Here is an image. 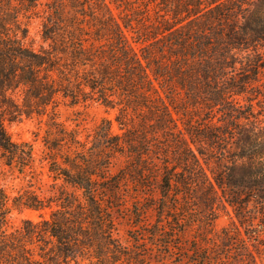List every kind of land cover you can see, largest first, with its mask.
Segmentation results:
<instances>
[{
    "label": "trees",
    "instance_id": "obj_1",
    "mask_svg": "<svg viewBox=\"0 0 264 264\" xmlns=\"http://www.w3.org/2000/svg\"><path fill=\"white\" fill-rule=\"evenodd\" d=\"M39 7L44 16L36 49L26 20ZM239 52L246 58L236 67ZM261 55L264 0H0V165L21 174L33 167L31 146L13 141L5 122L46 115L45 159L62 188L55 198L31 191L10 198L0 188V264H146L143 246L160 257L164 247L173 252L181 245L173 240L197 212L198 194L206 216L219 190L264 198V160L250 159L264 153L254 125L262 114L253 109L261 94L247 98L248 112L235 102L258 88ZM59 98L116 109L122 134H113L103 118L93 138L81 142L76 130L57 122ZM201 104L221 120L198 124ZM230 139L232 150L221 147ZM116 155L129 159L110 174ZM105 175L107 187L100 184ZM151 178L156 194L144 198L140 188ZM123 183L139 189L126 196L132 209H125L140 234L126 230L125 239L113 215L128 201L115 196ZM108 188L113 195L105 197ZM143 200L159 210L151 226ZM47 208V218L8 229L13 210ZM259 237L253 241L261 243ZM196 239L191 264H231L212 255L215 242ZM229 240L225 235L222 244L230 246ZM240 242L241 264H261V250Z\"/></svg>",
    "mask_w": 264,
    "mask_h": 264
},
{
    "label": "rangeland",
    "instance_id": "obj_2",
    "mask_svg": "<svg viewBox=\"0 0 264 264\" xmlns=\"http://www.w3.org/2000/svg\"><path fill=\"white\" fill-rule=\"evenodd\" d=\"M39 7L34 11L32 18L26 20L29 38L28 41L32 43L34 48L38 49L42 44L41 42V21L44 16V12ZM153 9V6H151ZM153 13V11H152ZM246 58V53H237L234 56L236 60V67H239V62L244 61ZM260 66H259V81L256 83L257 89H251L252 92L243 93L239 96H236V103L243 105L241 108L245 112L250 109L248 107L249 101L247 98L251 97L253 92L256 90L261 94L257 99L253 101V109L255 112H261L262 115L258 117L260 122H254V125L257 126V130L260 129V138L264 140V55L260 57ZM229 74H233L231 69L227 70ZM238 106V105H237ZM200 110L196 112V115L199 116L197 119L198 124L205 125L206 120L209 117L213 121L218 122L219 115L214 112H209L204 108V105H200ZM56 112L57 122L63 124L68 129H74L77 131L78 139L81 142H86L93 138L94 129L100 124L103 118H107L111 121V132L116 135L122 134L115 117L117 114L116 109H108L103 105L96 102H86L80 103L77 105H71L68 100L59 98L55 107L53 108ZM215 116V117H214ZM214 117V119H213ZM47 116H33V117H22L20 120L15 122H5V127L11 137L15 142H26L31 146L32 154L35 157V162L31 169H27L25 173H18L15 169H10L0 165V188H3L7 195L10 198H13L18 193L24 191L34 192L41 198H55L59 191L61 182H55L53 175L51 174L48 168V162L45 159V154L47 149L43 142V137L47 131ZM253 121L256 119L253 118ZM231 139L222 143L221 147L231 149ZM232 150V149H231ZM111 156L112 154H108ZM112 164L110 168V174L118 172L125 164L127 156L116 155L112 156ZM255 161H263L264 153L252 155L250 158ZM206 172L209 173L208 169ZM210 174V173H209ZM108 175L103 176L100 179L101 186L107 187L109 185V179H106ZM57 183V185H56ZM146 188H140V194L146 198L149 194H156V180L151 178L150 181L144 183ZM68 190H72L70 186L67 187ZM139 189L135 185L129 183H123L119 187L118 193L115 195L119 198H125L127 195L132 194L135 196V193ZM219 192V198L214 200V209L211 212L210 216H206L205 212L202 210L203 205L201 204L200 199L202 196L198 194V210L195 214L188 216L187 213L184 215L188 216L191 220V223H186L185 232L180 237H177L173 240V243L176 246H180L177 249H174L173 252H170L166 247L163 248V256L158 255L156 250L151 246H143L147 254L146 264H179L181 257H185L186 260H183L184 264H191L192 260L196 259V255L192 254V248L194 245H197L195 240L196 237L204 235L205 238H209L210 242H215V247L212 248V255H215V258L224 256L225 258H230L231 264H241V240L246 241L250 249L256 248L261 250L259 262L264 263V198L260 195L253 193L242 195H222ZM102 194V193H101ZM103 196L108 197L113 194L108 191H103ZM127 203L124 205V208L121 209L115 208L113 215L116 219L119 228V236L122 239L126 237V230L136 231V235L140 234L137 227L129 225L126 221L129 213L125 208L132 209V200L130 197H126ZM153 200V199H151ZM151 200H143L144 207H147L145 221L150 226L155 224L158 219V207ZM145 203V204H144ZM152 206V207H150ZM143 207V206H142ZM56 205L53 204L51 209H55ZM193 208V207H192ZM51 209L47 208L41 212L23 210L19 212L13 210L11 213V219L9 223V230L21 225V221L24 219H29L34 222L40 221L42 218H47L50 214ZM134 212V210H133ZM183 214V213H181ZM169 224H163L160 227L161 230L170 233L168 230ZM178 228V227H177ZM225 231V235L230 239V246H224L222 244L223 238L225 235L222 232ZM257 231H259L257 233ZM260 234L261 243L258 241H253L254 236ZM253 237V238H251ZM169 240L159 239L158 243L162 245ZM189 250V252H188ZM243 256V255H242ZM188 258V259H187ZM157 260H162L158 262ZM74 264V263H71ZM80 264H86L85 262Z\"/></svg>",
    "mask_w": 264,
    "mask_h": 264
}]
</instances>
